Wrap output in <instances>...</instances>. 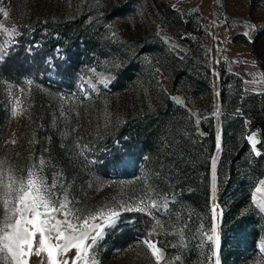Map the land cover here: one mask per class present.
<instances>
[{
  "label": "rangeland",
  "instance_id": "374dc122",
  "mask_svg": "<svg viewBox=\"0 0 264 264\" xmlns=\"http://www.w3.org/2000/svg\"><path fill=\"white\" fill-rule=\"evenodd\" d=\"M119 4H124V13L111 16V8ZM0 9L8 12L4 17L0 11V48L5 53L16 44L20 20L37 27L64 20L70 23L84 9L86 23L98 28L101 53L90 60L83 56L75 60L73 87L78 86L85 95L110 89L115 70L124 63L116 51L124 48L132 53L131 80L122 91L126 100L120 103L127 106L128 116L143 108L164 109L159 96L165 95L172 102L166 115L188 143L183 164L180 151L174 156L166 153L169 134L161 135L152 160L142 165L137 179L102 180L94 190L81 193L87 198L84 201L80 193L69 194L66 187H59L64 167L47 150L38 163L31 151L21 165L17 163L26 112L19 101L22 114L12 116L11 107L18 98L6 91L0 93V103L7 111V126L0 133V193L9 175L26 178L31 169L39 171L49 185L55 179L56 191L66 192L81 216L119 211L116 225L106 229L99 241L98 264H157L146 240L160 249L163 259L159 264H264V112L260 109L264 98V0H0ZM13 29L15 33L9 36ZM137 94L142 98L139 103L132 100ZM116 104L112 105L115 115ZM203 123L214 133V148L207 156L206 194L203 170L193 169L208 152ZM234 123L238 124L235 129ZM182 175L191 178V186L181 181ZM229 178L235 186L232 190L237 189L242 198L233 219L231 191L226 187ZM145 205L151 214L122 207ZM3 216L0 200V221ZM134 216L137 229L132 227ZM241 217L248 220L245 229L233 228L234 220ZM57 218L64 219L60 214ZM214 225L216 238L209 241ZM126 233L131 234L129 239L118 243L117 236ZM75 255L72 248L63 258L71 264ZM41 256L47 264L46 254ZM0 264H4L2 257ZM29 264H39V258L33 256Z\"/></svg>",
  "mask_w": 264,
  "mask_h": 264
},
{
  "label": "trees",
  "instance_id": "16d2710c",
  "mask_svg": "<svg viewBox=\"0 0 264 264\" xmlns=\"http://www.w3.org/2000/svg\"><path fill=\"white\" fill-rule=\"evenodd\" d=\"M84 11L83 9L70 23L64 20L58 25L48 22L37 27L35 24L26 23V20H20L16 44L0 59V81L6 83H0V93L10 91L25 107L26 112V128L24 138L20 142L17 163L21 165L30 151L33 152L35 163H38L39 157L47 150L52 156L51 159L60 162L64 167L61 183L68 189L69 194H81L92 188L94 190L102 180L115 182L125 178L137 179L142 165L152 160L160 144L161 135L169 134L166 153L179 155L180 151V154L183 153V164L187 158L188 146L186 137L180 134L179 128L174 129V121L166 115L172 105L167 96H159L164 109L143 108L132 116L126 113L127 106L120 104L126 100L122 98V91L131 80L129 73L132 53L126 49L116 51L124 63L115 70L110 89L100 88L85 95L80 92L78 86L73 87L71 69L74 68L75 60L79 61L81 56L90 60L93 54L101 53L96 36L98 28L86 23ZM124 11V4L114 5L111 8V16L122 15ZM56 47L59 48V53H53L49 58V53ZM59 61L63 64H58ZM28 81H31V84ZM220 97L225 101L222 90ZM132 98L138 103L142 100L138 94ZM114 102L119 105L115 107L116 115L112 110ZM136 108L134 107L135 110ZM260 109L264 112V98ZM6 116L7 111L2 102L0 133L6 129ZM232 125L234 129L238 127L237 123ZM202 129L208 135V152L200 165H193V169L196 172L200 171L198 169L203 170L205 181L202 188L206 194L209 175L207 156L214 148V133L205 123L202 124ZM235 135L234 132L231 138ZM232 169L230 166V175ZM188 178L183 175L180 177L181 181L184 180L185 184L191 186L192 182ZM232 181L230 178L226 181L233 202L230 207L231 215L238 210L242 199L238 196L237 189L232 190L235 187ZM80 196L86 201V196ZM233 217L234 215L230 218ZM136 221L137 217L133 219L134 229H137ZM247 221L246 217H241L234 220L232 227L245 229ZM127 233L122 237L117 236V242L121 244L128 240L131 234ZM248 234H252V231L243 232V235ZM240 238L237 239L238 242Z\"/></svg>",
  "mask_w": 264,
  "mask_h": 264
},
{
  "label": "snow or ice",
  "instance_id": "6c2138e0",
  "mask_svg": "<svg viewBox=\"0 0 264 264\" xmlns=\"http://www.w3.org/2000/svg\"><path fill=\"white\" fill-rule=\"evenodd\" d=\"M3 16L7 17L8 12L3 11ZM14 33L15 29L8 34L12 36ZM5 54L4 49L0 48V59ZM28 83L31 84V81ZM18 105L17 99L11 107L13 117L22 114ZM40 165L42 171L44 161ZM57 187L55 179L49 185L39 171L31 169L26 178L8 176V182L3 184L4 190L0 193L4 211L3 220L0 221V257L4 264H29L33 256L39 258V264H45L42 253L46 254L47 264H69V260L63 257L72 248L76 249V255L71 264H98L95 252L99 241L104 238L106 229L116 225L120 212L109 210L107 213L100 211L81 216L79 209L72 207L73 201L68 194L63 191L58 193ZM59 187L63 188L64 185L60 184ZM257 191L261 189L258 188ZM122 207L127 211L151 214L148 205L138 208ZM216 210L217 208H213V211ZM57 214L64 219H58ZM97 220L101 222L96 223ZM215 234L214 225L212 235L207 236V239L213 241ZM89 240L91 243H88ZM145 244L152 249L159 264L163 259L160 249L151 240H146ZM179 259L180 257H176V260Z\"/></svg>",
  "mask_w": 264,
  "mask_h": 264
}]
</instances>
